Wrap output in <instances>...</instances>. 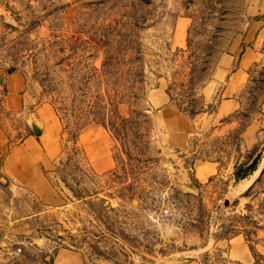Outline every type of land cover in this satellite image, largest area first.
<instances>
[{
    "label": "rangeland",
    "instance_id": "obj_1",
    "mask_svg": "<svg viewBox=\"0 0 264 264\" xmlns=\"http://www.w3.org/2000/svg\"><path fill=\"white\" fill-rule=\"evenodd\" d=\"M260 3L0 0V129L43 135L61 197L0 172L10 264H264V45L228 90Z\"/></svg>",
    "mask_w": 264,
    "mask_h": 264
},
{
    "label": "crops",
    "instance_id": "obj_2",
    "mask_svg": "<svg viewBox=\"0 0 264 264\" xmlns=\"http://www.w3.org/2000/svg\"><path fill=\"white\" fill-rule=\"evenodd\" d=\"M249 11L252 18L246 25L241 39L235 44V50L240 48L241 41L247 43L246 53L243 55L239 65L235 68L231 84H229V94H233L238 88L240 79L251 64L263 58L264 45V0L259 6L252 7ZM259 45V46H258ZM263 46V47H262ZM8 91L5 104L8 109L15 112L27 110L31 103V95L25 94V81L19 73L8 79ZM239 83V85H238ZM227 111H233L238 106L236 99L223 101ZM39 111V109L37 110ZM45 132V131H43ZM0 172L9 179H17L22 185L29 187L47 204L58 205L61 197L55 186L47 177L46 169L52 165V152L48 147L43 135L37 136L28 133L21 142H13L0 129ZM0 238V264H10L13 255L11 247ZM60 264H74L73 261H62Z\"/></svg>",
    "mask_w": 264,
    "mask_h": 264
},
{
    "label": "water",
    "instance_id": "obj_3",
    "mask_svg": "<svg viewBox=\"0 0 264 264\" xmlns=\"http://www.w3.org/2000/svg\"><path fill=\"white\" fill-rule=\"evenodd\" d=\"M33 129H34V131H35L37 134H40V133H41V128H40L38 125L34 124V125H33Z\"/></svg>",
    "mask_w": 264,
    "mask_h": 264
},
{
    "label": "bare ground",
    "instance_id": "obj_4",
    "mask_svg": "<svg viewBox=\"0 0 264 264\" xmlns=\"http://www.w3.org/2000/svg\"><path fill=\"white\" fill-rule=\"evenodd\" d=\"M257 171H258V170H257ZM243 182H244V181H243ZM250 183H251V182H250ZM248 184H249V183H247V184H242V185L240 184V185H241V186H240V189H242V188L248 186ZM247 188H248V187H247ZM245 189H246V188H245ZM239 192H240V191H239Z\"/></svg>",
    "mask_w": 264,
    "mask_h": 264
},
{
    "label": "trees",
    "instance_id": "obj_5",
    "mask_svg": "<svg viewBox=\"0 0 264 264\" xmlns=\"http://www.w3.org/2000/svg\"><path fill=\"white\" fill-rule=\"evenodd\" d=\"M123 169H124V167H123ZM127 178H129V177H126L125 179H127Z\"/></svg>",
    "mask_w": 264,
    "mask_h": 264
}]
</instances>
